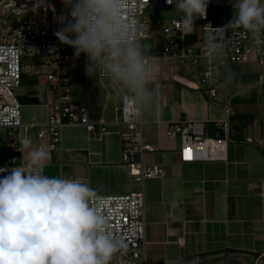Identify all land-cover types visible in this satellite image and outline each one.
Masks as SVG:
<instances>
[{"label": "crops", "instance_id": "0c3cea01", "mask_svg": "<svg viewBox=\"0 0 264 264\" xmlns=\"http://www.w3.org/2000/svg\"><path fill=\"white\" fill-rule=\"evenodd\" d=\"M157 37L159 40H156ZM157 41V42H156ZM148 54L162 47L158 33L142 41ZM71 97L87 106L91 120L104 117L109 134L97 139L84 126L68 125L62 130L63 165L49 154L44 172L48 176L79 179L99 195L143 192L145 200L144 264H261L262 196L264 195V82L259 80L255 60L234 62L217 74L218 95L208 99L204 90L191 87L199 70L189 62L176 60L169 68L180 81L163 83L162 114L166 121H202L208 136L222 135L218 122L229 123L226 161L182 163L180 141L168 137L164 128L156 131L153 118L146 124V142L157 151L144 157L145 163L160 166L161 178L138 182L121 163L124 143L112 124L115 109L123 102V91L115 84L97 81L85 73L86 57H75L69 47ZM23 62L21 87L16 94L25 124L45 122L49 82L28 73ZM167 69L164 70L166 76ZM101 89L103 91L101 92ZM107 96V99L104 97ZM26 118V119H25ZM252 138L253 142H247ZM32 146L39 141L32 139ZM7 134L0 129V151L7 148ZM20 162L22 160V152ZM178 238L182 242L178 243ZM129 259H132L130 262ZM110 264H141L129 252L118 251Z\"/></svg>", "mask_w": 264, "mask_h": 264}, {"label": "built area", "instance_id": "2783aa9c", "mask_svg": "<svg viewBox=\"0 0 264 264\" xmlns=\"http://www.w3.org/2000/svg\"><path fill=\"white\" fill-rule=\"evenodd\" d=\"M131 8L142 25L139 32L141 41L151 39V33L157 32L162 40V47L150 56V72L153 86L158 91L156 116L152 121L156 131L164 128L168 137H177L180 141L179 160L182 163L226 161L228 156L229 123L218 122L222 135L211 137L205 132V123L179 119L166 121L162 114L163 83L180 81L173 74L169 63L181 60L189 62L199 70V80L191 87L204 90L208 99L218 95L217 74L224 72L234 62L253 59L259 67V80L264 82V43L257 45L253 37L242 28H227L215 33L216 41L223 45V53L209 57L206 50V36L213 28L227 25L233 5L229 0H209L206 17L195 21L193 33L183 35L181 19H173L167 24L152 20L145 12L156 8H170L167 0H130ZM177 0H173L175 4ZM263 3V0H261ZM50 5L52 7L37 5ZM36 9L35 11L33 9ZM64 12L61 0H0V129L7 134L9 151L20 152L21 142L35 139L34 146L43 147L49 154L57 153L55 161L64 162L61 146L62 130L68 125L84 126L97 139L109 134L104 117L91 120L87 106L74 101L71 97L72 77L68 45L61 44L54 33L60 25L55 17ZM234 13L232 14L233 17ZM232 19V18H231ZM230 19V20H231ZM208 28H204L208 26ZM23 58H33L36 62L27 66L28 73L42 75L49 82V97L46 103L48 116L45 122L25 124L22 120V105L16 91L21 87L24 70ZM167 69L166 76L164 70ZM115 109L112 124L118 126V134L124 146L121 163L128 174L138 182L145 179L161 178L165 175L160 166L147 165L144 157L157 151L146 142V124L130 122L126 118L127 101L124 99ZM21 133L23 135L21 136ZM18 137V139H17ZM17 139V140H16ZM247 142H253L247 138ZM190 156V158H188ZM27 162L15 165H0L11 169ZM0 173V178L7 175ZM98 211L108 219V228L113 234L123 238L131 257L140 259L144 264L145 249V200L143 192L99 195ZM262 232L264 244V195L261 209ZM182 238H178V243ZM264 255V248H263Z\"/></svg>", "mask_w": 264, "mask_h": 264}, {"label": "clouds", "instance_id": "9594fccd", "mask_svg": "<svg viewBox=\"0 0 264 264\" xmlns=\"http://www.w3.org/2000/svg\"><path fill=\"white\" fill-rule=\"evenodd\" d=\"M61 3L64 12L55 17L60 25L54 33L57 40L73 48L75 57H86V75L111 82L124 92L127 120L149 123L156 116L158 97L150 72L154 57L139 38L142 25L130 0ZM167 3L183 14L181 32L189 35L195 21L206 17L209 0ZM229 3L236 10L231 21L212 27L206 36L211 58L223 53L215 33L227 28H242L257 45L264 43V3ZM40 6L52 7L55 13L53 6ZM23 149H29L26 164L0 168V173H8L0 178V264H110L118 251L127 249L125 240L113 234L107 217L98 211L101 197L95 189L79 179L46 175L49 153L32 147L31 140L21 142L19 151Z\"/></svg>", "mask_w": 264, "mask_h": 264}, {"label": "rangeland", "instance_id": "374dc122", "mask_svg": "<svg viewBox=\"0 0 264 264\" xmlns=\"http://www.w3.org/2000/svg\"><path fill=\"white\" fill-rule=\"evenodd\" d=\"M263 3H264V0H263ZM229 11L231 12V16L229 18L228 23L231 21L230 19L232 18V14L236 10L233 11L232 9H230ZM182 15H183L182 13H180V12H178L176 10V8L174 7V5L172 7H170V8H156V9L148 10V11L145 12V16H147L149 19L159 20L162 24H167V23H169L173 19H181ZM155 33H157V32H154L153 31L151 33V36L155 35ZM156 40H159V38L157 37ZM24 60L25 61H29V58H23V62H24ZM22 135H23V133H21V136ZM17 139H18V137H17ZM28 151H29V149H23L22 150L21 156H23V159H22L23 161H27V153H28Z\"/></svg>", "mask_w": 264, "mask_h": 264}, {"label": "trees", "instance_id": "16d2710c", "mask_svg": "<svg viewBox=\"0 0 264 264\" xmlns=\"http://www.w3.org/2000/svg\"><path fill=\"white\" fill-rule=\"evenodd\" d=\"M14 161L15 163H13ZM20 163L19 153L9 154L5 150L0 151V165H15Z\"/></svg>", "mask_w": 264, "mask_h": 264}, {"label": "water", "instance_id": "95a60500", "mask_svg": "<svg viewBox=\"0 0 264 264\" xmlns=\"http://www.w3.org/2000/svg\"><path fill=\"white\" fill-rule=\"evenodd\" d=\"M132 259H129L128 261L130 262ZM261 264H264V262H262Z\"/></svg>", "mask_w": 264, "mask_h": 264}, {"label": "snow or ice", "instance_id": "6c2138e0", "mask_svg": "<svg viewBox=\"0 0 264 264\" xmlns=\"http://www.w3.org/2000/svg\"><path fill=\"white\" fill-rule=\"evenodd\" d=\"M188 158H190V156H188Z\"/></svg>", "mask_w": 264, "mask_h": 264}]
</instances>
